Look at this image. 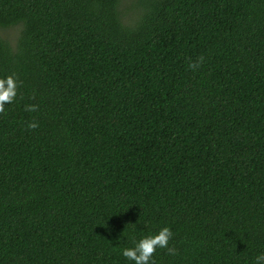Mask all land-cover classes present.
Masks as SVG:
<instances>
[{
	"label": "trees",
	"instance_id": "16d2710c",
	"mask_svg": "<svg viewBox=\"0 0 264 264\" xmlns=\"http://www.w3.org/2000/svg\"><path fill=\"white\" fill-rule=\"evenodd\" d=\"M135 1L0 0V264H264V0Z\"/></svg>",
	"mask_w": 264,
	"mask_h": 264
},
{
	"label": "clouds",
	"instance_id": "9594fccd",
	"mask_svg": "<svg viewBox=\"0 0 264 264\" xmlns=\"http://www.w3.org/2000/svg\"><path fill=\"white\" fill-rule=\"evenodd\" d=\"M18 85L19 81L12 74L0 78V110H3L4 102H11L14 99ZM35 107V105H26V110L32 111ZM36 126L35 121L28 124L29 128ZM171 235L170 228L167 225L162 226L155 233L142 235L139 239H135L131 246L122 248L121 255L133 261L134 264H151L154 250L165 247ZM167 250L173 251L170 247ZM255 259L257 262H264V255H258Z\"/></svg>",
	"mask_w": 264,
	"mask_h": 264
},
{
	"label": "rangeland",
	"instance_id": "374dc122",
	"mask_svg": "<svg viewBox=\"0 0 264 264\" xmlns=\"http://www.w3.org/2000/svg\"><path fill=\"white\" fill-rule=\"evenodd\" d=\"M135 2V0H123L121 8L126 15L125 21L133 22L138 16V9H134L136 7ZM0 35L14 42L18 36V29L16 27L0 28Z\"/></svg>",
	"mask_w": 264,
	"mask_h": 264
}]
</instances>
